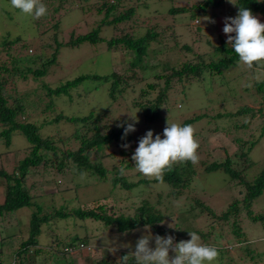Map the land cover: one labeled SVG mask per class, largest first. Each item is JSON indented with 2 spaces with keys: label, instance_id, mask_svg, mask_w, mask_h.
<instances>
[{
  "label": "rangeland",
  "instance_id": "obj_1",
  "mask_svg": "<svg viewBox=\"0 0 264 264\" xmlns=\"http://www.w3.org/2000/svg\"><path fill=\"white\" fill-rule=\"evenodd\" d=\"M116 1L89 0L91 6L82 14L84 16L82 19L79 14V7L82 3L83 5L86 4L84 0H41V3L47 8V15L44 17L33 18L31 21L25 15L16 12L22 29V32H20L15 23L8 22L4 13V9L15 11L10 5V0H0V67H2L0 70V89L7 98L8 106L15 105L17 100L20 101L24 106L22 117L39 125V135L44 139H48L58 148V155L63 150H76L79 144L73 139L67 140V136L72 137L74 133L72 126H68L64 121L61 124L47 122V120L53 119L56 113L86 116L90 112H94V115L98 118L97 124L100 125L102 134L107 133L110 127H115L125 121L131 123V117L136 116L138 119L136 131L130 133L125 140L120 138V141H127L126 143L131 145L130 148L125 150L121 147L120 142H117L118 144L113 142L108 145H100L91 153V165L101 160L108 168L104 178L91 169L92 174L85 171L86 176L81 179V173L72 163L69 168L63 171L65 172L64 175L56 177L54 183L49 182L52 178L47 173V171H50V163L46 166H38L36 173L26 178L25 183L27 187H30L29 193L33 196L32 200L42 203L47 215L54 214L55 210L69 213L65 218L58 216L54 223H49L50 226L48 224L46 229L43 230L44 232H51L52 229L56 234L48 239L45 233H41L39 239V241L42 240L39 246L41 253L35 258L33 264H64L66 261H71L72 264H97L95 258H104L118 263L121 262L124 254L128 255V261H132L130 257L133 256L130 253L135 250L137 240L144 235L154 237L153 229H150V226L147 225L131 231H117L115 228L110 229V227L105 229L104 223L101 221L81 220L72 214L74 209L96 208L98 203H104V210L107 215L131 216L137 212V206L140 205L141 200L147 199L154 203L156 211L161 212L164 217L162 222L158 224L163 226V229L168 228L167 232L161 234L162 237L172 235L175 237L176 243L189 240L191 237L188 231L191 232L192 228L196 229L199 226H196L194 221L191 222L192 218L186 214L182 217L178 216V210L175 207L178 208L180 203L181 209L186 208L188 204L192 203L196 193L203 190L206 194H209L208 202L210 201L211 206L216 209L215 211L227 208V205L237 196H233L234 193L226 187L227 174L220 169L203 172L196 177L192 189L184 190L180 194L181 198L167 197L170 186L166 182L161 183L154 179L145 178L142 174H138L135 168H125V165L130 162L129 159L134 154L136 147H138L132 146L136 142L134 137L141 138L147 131L152 130L154 138L157 134L164 138L163 130L167 126V121L183 126L186 119L200 116V120L193 126L196 129L195 136L200 144L198 149L200 159L193 166L195 169L202 171L204 166L211 160L208 154L213 151V148L218 147L221 154H223L221 151L223 149L233 152L238 145L235 142L236 139L242 141L255 139L260 135L264 124L262 115H259L262 113L258 111L260 104L249 97L246 102L248 105L255 107L253 114H246L244 117L238 115L231 119H218L217 115L221 114L222 110L217 102L210 101L211 98L207 91L210 85L206 83V87H204L200 83L201 80L191 77L189 81L184 80L185 94L181 92L180 83L175 87L166 86L165 97L169 98L168 100L171 103L166 104L168 111L164 113V118L150 125L144 124L141 119L142 106L148 105L149 100L153 102L163 86V83L160 84L153 76L156 75V72L161 71V67L166 69L167 65L178 67L182 63H194L200 55L213 60L229 56L226 52L217 50V47L221 44L218 37L219 34H224L225 17H236L233 16L235 12L233 14L228 12L229 8L235 5L226 1V3L220 5L222 8H212L205 13L200 9L190 8L187 14L189 16L194 15V19L186 18L183 21L182 17L168 18L170 16L167 12L171 5L190 7L192 4L197 5L201 0ZM112 2L118 3L117 8L105 17L106 5L109 6ZM229 4L231 6L223 11ZM55 7L58 8L56 11L53 10ZM129 7H134L135 12L128 20L121 21L116 26L109 24L110 26L104 27V30L102 27L99 28L100 36L104 38V41L98 40L95 43L78 48H72L68 44L77 36L91 31L101 19L111 20L112 13H121ZM98 8L99 11H97ZM69 10L72 11L68 12ZM212 14H217V25L206 19L210 18L216 21V17H213ZM236 14H238V11ZM258 19L261 23H264V16L261 15ZM220 24L223 25L219 27ZM167 25H170L167 34H161L159 44L151 41L150 49L147 51L146 60L150 66L154 64L153 69H141L137 66H131L129 61L132 59V49L126 47L122 42L111 46L107 42L126 34L133 37L141 36L144 35L147 28L156 27L158 29L164 26L167 28ZM32 27L36 30L32 31ZM18 37L19 40H17ZM56 41L61 46L56 50V63L47 69L46 75L37 77L31 71H26L23 76L19 74L21 69L25 70L27 67L32 70L37 67L41 68L43 62L49 60L55 51ZM157 46L163 47L161 54L152 52ZM32 54H36V56L40 54V57L33 59ZM156 64L158 66H155ZM14 67L18 69L14 70ZM228 68L229 71L225 70V75L228 77L236 75L242 69L238 64H233ZM112 73L119 79V89H124L121 95L115 94L118 97L114 100L108 97L109 88L113 81ZM79 75H106L107 79L102 81L84 80L75 87L68 89L66 93L59 95L48 92L49 88L55 89L66 80L74 79ZM257 75L259 74L257 73ZM257 75L255 76L257 77ZM170 80L176 82L177 79ZM151 81L156 82L157 89L148 87V82ZM248 81L251 84L254 82L253 78H249ZM237 103L239 106L234 105L233 102L228 104L227 111L236 112V108L238 109L242 105L240 101ZM160 108L163 110L165 106L161 104ZM216 112L218 114L215 118L213 115ZM128 113L132 114L129 116ZM218 126L219 128L216 130L215 128ZM3 127L5 126L1 125L0 122V130ZM88 134L91 135L92 132H88ZM254 143L251 152L246 149L247 147L237 148V154L233 163H231V167L239 173L245 169L246 176L249 178L257 175L264 167V132L259 140ZM28 146L29 143L26 142L24 137L16 133L10 136L8 143H5V137L0 136V170L5 169L10 172L15 161L28 152ZM122 151L126 155L122 154ZM241 153H246V156L241 155ZM40 155L42 160H51L50 150L41 149ZM59 159H61V156H59ZM121 166L125 169L124 174L120 172ZM121 175L126 178L128 183H140L133 187L130 193L131 196L127 199L125 195L117 196V198L108 195L110 181L112 178ZM239 178L235 181L239 182ZM141 179H147L149 182L142 183ZM5 181L3 177H0V202L6 194ZM127 192L129 191L124 189L123 193L127 194ZM239 196L241 202L244 194ZM164 197L169 198V202ZM253 208L255 210L264 209V198H259L257 205H254ZM33 211V206L25 207L14 211L12 214L9 213L8 215H11L10 220L7 219V215L0 219V227L5 228V235L2 234V237H0V247L4 250L2 256L5 264L19 263V258H15V247L18 248L19 244L27 239L29 235L28 223L30 214ZM38 214L44 215L45 212L40 211ZM166 214H171V217ZM235 217L238 220V215L231 216L230 220ZM17 219H19V223H17ZM240 221L244 226L243 219ZM177 223L179 224L178 229H185L188 233L179 235L177 231L174 232L173 229ZM222 223L224 225V222ZM249 223L246 222L245 224L250 226H244L246 236L249 238L247 247L234 249L229 253H224V248H221L216 264H259V262L264 264V239H262L264 237V227L261 226L260 222ZM211 224L209 223V225ZM44 226L43 224L42 228ZM225 230L223 227H217L216 224L211 231L216 233L220 231L228 232ZM209 231L210 229L204 228V235H208ZM75 235H78L81 240L90 245V251H82L78 254V257L75 254H65L62 250L69 243L70 237ZM198 235L201 237L202 244L210 246L211 236L208 235L205 238L200 233ZM246 236H236L235 240L242 237L245 241ZM219 242L226 246L228 250L233 247L232 243H234V241L227 242L224 238H221ZM151 244L155 247L154 239ZM27 254L28 256L23 264H28L29 257L33 253H30L29 250ZM90 254L92 258H89ZM85 257L89 259L87 258L88 260L85 261Z\"/></svg>",
  "mask_w": 264,
  "mask_h": 264
},
{
  "label": "trees",
  "instance_id": "obj_2",
  "mask_svg": "<svg viewBox=\"0 0 264 264\" xmlns=\"http://www.w3.org/2000/svg\"><path fill=\"white\" fill-rule=\"evenodd\" d=\"M84 1L88 5H83V3L82 5H80L79 14L81 16L91 6L89 0ZM226 1L228 0H201L197 5L192 4L190 7L184 5H171L167 12V14H169L170 16L168 18L174 19L173 17H182L183 21L186 18L194 19V15L189 16V14H187L188 9L196 8L205 13L209 12L212 8L220 7V5L226 3ZM116 2H118V0ZM234 4H236L238 12L240 7H245L250 9L254 15L264 16V0H234ZM117 5L118 3L113 2L109 6L106 5L107 8L105 11V17H107L109 13L113 12L117 8ZM229 6L231 5L229 4ZM57 9L58 8L55 7L53 10L56 11ZM99 10L100 9L98 8L97 11ZM70 11L72 10H69L68 12ZM16 12L21 13L17 9H15L14 12L10 9H4V13L7 16L8 22L11 21L15 23V25L18 27V31L20 29V32H22V29L20 28V20L17 17L18 14H16ZM134 12V7H129L127 10L121 13H112L113 15L111 20L101 19L98 25L91 31L77 36L68 44L71 45L70 47L72 48H78L80 46L84 47L86 44L90 45L98 40L104 41V38L100 36L99 28L102 27L104 30L106 27L110 26L109 24H113L114 26H116L117 23L128 20ZM212 15L214 16V14ZM83 17L84 16H82L81 18L83 19ZM28 18L31 19V21L33 20L32 17ZM169 28L170 25H167V28L164 26L163 28L158 29L156 27H151L147 28V31L144 33V35L133 37L126 34L123 37L110 39L107 42L109 46L115 43L122 42V44H124L126 47L132 49L133 55L132 59L129 61L131 66H137L141 69H153L154 64H151L150 66L146 60L147 51L148 49H150L151 41H155L156 44H159V42L161 41V34H167ZM32 29V31L36 30V28L34 27H32ZM154 37L156 38L152 39ZM19 39L20 38L18 37L17 40ZM8 42L10 41L8 40ZM60 46L61 44L56 41L55 51L53 52L49 60L43 62L41 68L37 67L35 70H32L31 68L27 67L25 70L21 69L19 74L23 76V73H25L26 71H31V73L37 77L46 75L47 69L51 65L56 63V50ZM162 49V46H157V48L155 50H152V52L161 54L163 51ZM217 50L220 52H226L229 56L213 60L212 58L207 59L204 56L200 55L197 61L194 63H182L178 67L167 65V70L161 67V71L156 72V75L153 76L155 77L156 81L158 80L160 84L163 83L162 85L165 87L163 88L162 86L153 102L149 100L148 105L142 106L143 109L141 119L143 123L146 125H150L162 120L164 118V113L168 111L167 105L171 103V101L168 100L169 98L165 97L164 91L166 90V86L169 85L175 87L178 83H180L181 92L182 94H185L184 80L187 79L189 81L190 77L201 80L200 83H202L204 87H206V83L210 85V87L207 88L209 97L211 98L210 101L217 102V104H219L221 107L220 109L222 110L221 114H218V112H216L213 117L216 118V115L218 114V119H231L238 115L244 117L246 114H253V112L255 111V107L248 105L246 102V99L249 97L252 98L254 102H258V104H260L258 107V111L259 113H262L259 115H262L264 121V75H262L261 78L257 79V77L255 76L258 73L257 70L247 69V67L239 63L238 56L235 54L231 45H228L226 42L223 41L221 43V46L217 47ZM35 57L39 58L40 54H38L37 56L36 54H34L32 58L35 59ZM233 64L240 65L242 69L236 75L228 77L225 75V70L229 71L230 69L228 67ZM155 66L158 65L156 64ZM1 69L2 67H0V70ZM17 69V67H14V70ZM112 77L113 81L111 82V87L109 88L108 97H110V99L113 98L112 100H114L122 94L124 89H119L118 77H116L115 74H113ZM249 78H253L254 82L252 84L248 81ZM106 79V75H79L74 79L66 80L63 84L59 85L55 89L49 88L48 92L51 94L59 95L61 93H66L68 89L75 87L76 85L82 83L84 80L102 81ZM170 79H177L176 82L174 81L176 84ZM157 86L158 85H156L155 81L148 82V87L151 89H157ZM116 93H118V96H115ZM6 101L7 98L2 94V91L0 89V122L1 125L3 124L5 126L1 128L0 136L5 137V143H8L10 140V136L16 133L21 137H24L26 142L29 143V150L17 161H15V164L10 172H7L5 169L0 170V177H3L6 180V194L3 200L0 202V219H3L4 216L7 215V219L10 220L9 217H11V215H8L9 213L12 214L14 211L20 210L25 207H34V211L32 212V214H30L28 223L29 235L26 240H23L19 244L18 248L15 247L14 251V253H16L15 258H19L18 264H23L26 257L28 256L27 253L30 250V253L33 254L29 257L30 259L28 261V264H33L35 258L41 253V249L39 248L40 243L42 242V240L39 241L41 233H45L48 236V239H51L56 234V232L52 229L51 232H44L43 230L46 229L49 223H54L58 216L61 218H65L69 215V213L63 212L62 210H55V213L53 212L54 214L50 216L47 215L43 204L32 200L33 196H31L29 193L30 187H27L25 183L26 178L29 175H34L38 166H46L48 163H50V171H47V173L50 174V177L52 178V180L49 181L50 183H54L57 176L64 175L65 172L63 171L69 168L71 163L76 166L77 170H79L80 173H85V171H88L92 174L91 169H93V172L98 173L101 177L104 178V176L108 172V168L105 167L104 163L101 160L98 163H94L93 165H91V153L94 152L96 148H99L100 145H108L113 142L116 144H118L117 142L123 144V142L126 143L127 141H120V138L123 135V128L118 126L110 127L107 133L102 134L100 132L101 127L99 124H97L98 118L96 115H94V112H90L86 116L56 113L55 117H53V119L47 120V122L51 124H61L62 121H64L68 126H72V129L74 128V133L72 137L67 136V140L73 139L79 144L76 150H63L60 151V155H58V148L53 145V143H51L48 139H44L39 135V125L22 117L24 113V106L20 103V101L17 100L15 105L13 106H8ZM238 101L242 102V105H240L238 109L236 108V112H228V104L233 102L234 105L239 106V104L237 103ZM161 104L165 106L163 110L160 108ZM162 113L163 115H161ZM131 114L128 113L129 116ZM192 120L193 119H186L183 124L185 125ZM135 128L137 129V123L135 124ZM218 128L219 126L215 129L217 130ZM88 132H92V134L89 135ZM263 132L264 124L262 126L260 135L255 139L251 138L247 141L236 139L235 142L238 143L237 148L247 147L246 149L250 150L251 147L255 145L254 142H257L259 140V137L262 136ZM134 138L136 142L133 143L132 146H138L139 138ZM41 149L50 150L51 160L41 159ZM219 151L220 149L218 147L213 148V151L208 154L211 160L206 166H204V169L202 171L195 169L191 162L178 163L174 165L171 171L165 172L163 181L170 186V189H168V194L166 195L167 197L181 198L180 194L183 193L184 190H188L190 188L192 189L193 182L196 181V177L201 173L218 169L224 170L228 177L226 187H228L229 190L234 193L233 196L237 195L233 199V201H231L230 204L227 205V208H221L220 211H215L216 209L211 206L210 201L208 202L209 194H206V192H204L203 190L196 193V197L190 205H187L186 208L181 209L180 203L178 204V208H175L176 210H178V216L182 217L184 214H186L192 218L191 222L194 221L196 226H199V228L196 229L192 228L193 230L191 232L194 231L197 234L200 233V235L202 236L204 235V228L210 229V231L208 232L209 237H212V241H209L210 246L212 245V247L217 248L218 251L222 250L221 248H224V253H229L234 249H242L243 247H247L249 238L246 236V229L244 228V226L246 227L250 225L245 224L246 222H250L249 224L260 222L262 224L261 226L264 227V209L255 210V208H253L254 205H257L259 198H264V167L257 175H255L254 177L252 176L253 178H249L246 176L245 169H243V171L239 173L231 167V163H233V160L237 154L236 150L233 152H228L226 149H223L221 150L223 154H221ZM122 154L126 155V153H124L123 151ZM241 155L246 156V153H241ZM59 156H61V159H59ZM129 161L130 162L125 165V168H135V162L132 159H129ZM138 174L140 173L138 172ZM237 178H239V182L235 181ZM140 181L143 183L149 182L147 179H141ZM138 184L139 183H128L126 178L122 175L118 177L116 176L110 181L108 195L112 196L113 198L125 195V198L127 199L131 196L130 193L133 187ZM124 189H127L129 192H127V194L123 193ZM237 193L239 195L244 194L241 202L239 201L240 196ZM164 198L169 202V198ZM166 204L168 205V203ZM104 208V203H98L96 208L85 210L78 208L74 209L72 214H74L81 220L92 219L95 221H101L102 223H104L105 229L110 227V229L115 228L117 231H131L135 228L147 225L150 226V229H153L154 237L157 235L161 236L162 233L167 232L168 230V228L163 229V226L158 225L162 222V219L164 217L161 212L156 211L154 203H151L147 199L141 200L140 205L137 206V212L131 216L107 215ZM180 209L181 211L179 212ZM40 211H44L45 214L39 215L38 213ZM166 215L171 217V214ZM234 215L239 216L238 220L236 219V217L230 220V217ZM241 219H243L244 226L240 221ZM222 222H224V225ZM17 223H19V219H17ZM209 223L212 224L209 225ZM43 224L45 225L44 228H42ZM216 224L217 227H223L224 230L228 228L227 230H225L228 232L224 233L220 231L216 233L214 231H211L215 228ZM229 225H231L230 228ZM178 226V223L175 224L173 231H177L179 235H184L190 232H187V230L185 229H178ZM2 234L5 235V228L0 227V237H2ZM208 235L205 234V238H207ZM235 235L246 236V240L244 241L242 237H240L238 240H235ZM221 238H224L227 242L234 241V243H232L233 247L228 250L226 246H223V244L219 242ZM82 241L83 240H81V237H78V235L70 237L69 243H67V245L64 246L62 250L67 247L71 252H73V255L75 254L77 255L76 257H78L79 253L85 251L79 246L81 243L85 242ZM3 252L4 250L0 247V264H5L4 258L2 256ZM64 253L69 254L66 252ZM125 255L126 254H124V256ZM131 256L133 255L131 254ZM87 258L88 257H85L84 260L87 261L89 258H92L91 254L90 257L88 259ZM130 258L132 261H128L127 264H135L134 257ZM95 260L97 264H122V262L117 263L112 260H105L104 258H95ZM64 264H72V262L66 261ZM259 264L261 263L259 262Z\"/></svg>",
  "mask_w": 264,
  "mask_h": 264
},
{
  "label": "clouds",
  "instance_id": "obj_3",
  "mask_svg": "<svg viewBox=\"0 0 264 264\" xmlns=\"http://www.w3.org/2000/svg\"><path fill=\"white\" fill-rule=\"evenodd\" d=\"M228 2L235 5V9L226 6L223 11L230 7L228 12L231 14L235 12L233 16L236 17H225L224 34H219L218 38L221 43L224 41L231 45L239 58V63L250 70L256 69L259 73L257 79H259L260 75H264V23L258 19L261 15H254L250 9L245 7H240L236 14L238 11L236 4L233 3V0H228ZM10 5L23 15L34 19L47 15V8L41 3V0H10ZM213 17H216V21L210 18L206 19L217 25V14H214ZM221 25L223 24H220L219 27ZM131 118V123L125 121L117 125L123 128L122 140L136 131L135 124L138 123V119L136 116ZM192 119L191 122L183 126L167 121V126L163 130L164 138H161L159 134L154 138L152 130L147 131L143 137L139 138L138 147L131 157L135 162L136 171L145 178L162 183L165 172L171 171L174 165L187 162H191L193 165L197 164L200 159L198 154L200 144L195 136L196 129L193 126L200 120V116H195ZM121 147L127 150L131 145L123 143ZM237 147L238 145L234 149L237 150ZM120 172L124 174L125 169L122 167ZM85 176L86 173H81V179ZM189 236L191 237L189 240L178 243L175 242V237L172 235L142 236L137 240L135 250L131 252L135 264H216L219 258L218 249L202 244L201 237L194 231L189 232ZM153 239L155 247L151 244ZM82 249L90 251L87 248ZM64 250V252L73 255L69 248L65 247ZM128 258V255L123 256L122 264H127Z\"/></svg>",
  "mask_w": 264,
  "mask_h": 264
},
{
  "label": "built area",
  "instance_id": "obj_4",
  "mask_svg": "<svg viewBox=\"0 0 264 264\" xmlns=\"http://www.w3.org/2000/svg\"><path fill=\"white\" fill-rule=\"evenodd\" d=\"M80 246H81L82 248L90 249V245H88V244L81 243Z\"/></svg>",
  "mask_w": 264,
  "mask_h": 264
}]
</instances>
